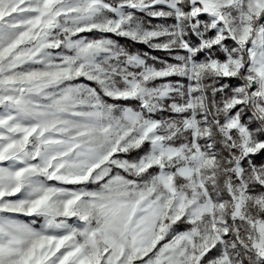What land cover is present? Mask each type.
Returning a JSON list of instances; mask_svg holds the SVG:
<instances>
[{
  "label": "snow or ice",
  "instance_id": "obj_1",
  "mask_svg": "<svg viewBox=\"0 0 264 264\" xmlns=\"http://www.w3.org/2000/svg\"><path fill=\"white\" fill-rule=\"evenodd\" d=\"M0 264H264V0H0Z\"/></svg>",
  "mask_w": 264,
  "mask_h": 264
},
{
  "label": "trees",
  "instance_id": "obj_2",
  "mask_svg": "<svg viewBox=\"0 0 264 264\" xmlns=\"http://www.w3.org/2000/svg\"><path fill=\"white\" fill-rule=\"evenodd\" d=\"M118 39H120V43L121 44L127 46L130 50L139 51V52H149L150 55L165 57V54L164 53L152 51V50L148 49L144 45H141V44H133L132 42L126 41V40H124L122 38H118Z\"/></svg>",
  "mask_w": 264,
  "mask_h": 264
}]
</instances>
